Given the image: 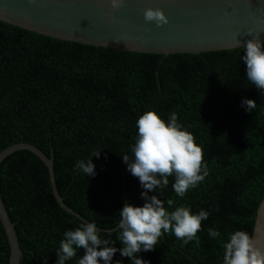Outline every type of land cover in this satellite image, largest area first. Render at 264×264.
I'll use <instances>...</instances> for the list:
<instances>
[{"label": "trees", "instance_id": "trees-1", "mask_svg": "<svg viewBox=\"0 0 264 264\" xmlns=\"http://www.w3.org/2000/svg\"><path fill=\"white\" fill-rule=\"evenodd\" d=\"M244 48L199 55L126 53L64 42L0 22V153L28 143L53 157L64 203L101 232L118 225L124 203L142 207L144 189L122 161L131 157L147 111L168 123L173 112L203 151L208 175L183 198L169 184L148 193L192 214L209 212L197 240L184 244L171 232L153 251L138 254L147 264H222L223 243L237 230L252 236L264 198V93L247 80ZM245 99L256 107L246 111ZM100 152L99 157H92ZM92 158L95 176L76 169ZM202 174V173H201ZM0 194L15 226L20 264H56L64 233L82 221L54 198L48 171L29 151L0 165ZM84 223V222H83ZM220 232L213 239L208 230ZM109 238L117 249L123 245ZM102 238L103 233H101ZM66 264H77L85 254ZM10 246L0 221V264ZM131 264L117 251L111 264ZM100 264H104L103 261Z\"/></svg>", "mask_w": 264, "mask_h": 264}, {"label": "water", "instance_id": "water-1", "mask_svg": "<svg viewBox=\"0 0 264 264\" xmlns=\"http://www.w3.org/2000/svg\"><path fill=\"white\" fill-rule=\"evenodd\" d=\"M160 9L169 23L157 27L144 19V10ZM0 22L52 39L108 48L126 53L199 55L244 48L258 38L264 43V0H124L113 10L110 0H0ZM249 32L252 36L247 35ZM18 151H29L46 167L54 198L69 214L60 196L53 157L39 148L18 143L0 153V165ZM0 221L10 246L8 264L23 257L15 226L0 194ZM100 231V229H98ZM252 236L264 250V198L257 210Z\"/></svg>", "mask_w": 264, "mask_h": 264}, {"label": "clouds", "instance_id": "clouds-1", "mask_svg": "<svg viewBox=\"0 0 264 264\" xmlns=\"http://www.w3.org/2000/svg\"><path fill=\"white\" fill-rule=\"evenodd\" d=\"M110 2L113 10H118L124 0ZM144 19L157 27L169 23L160 9H145ZM247 35L252 36V33ZM244 53L242 60L246 65L247 80L264 93V43L258 38L247 40ZM242 107L251 112L256 103L245 99ZM177 120L175 112L168 123L154 111H147L139 117L136 121L138 134L131 149L133 155H124L122 161L127 165L128 172L138 178L144 189L141 197L145 203L142 207H134L125 202L114 229L101 232L95 223L82 222L75 230L66 231L56 252V264H66V261L76 257L77 249L85 250L77 264H100L101 261L111 264L117 251L122 257L129 258L131 264H147L138 258V254L142 250L153 251L164 234L171 232L185 245L198 239L201 222L208 219L209 212L201 210L198 214H192L190 208L185 206L169 211L174 206L172 199L167 200L166 209L162 199L148 195L156 189L162 195L169 184V177H174L172 188L176 196L183 198L189 189L195 188L208 175L202 148L197 146L194 136L183 130ZM99 154L93 153L92 157H99ZM75 167L87 177L96 175L92 158L77 161ZM114 232L118 233L116 239L123 245L119 249L110 246L114 241L109 237ZM208 234L213 239L221 235L211 228ZM222 247V264H264V250L257 247L255 238L244 231L237 230L230 234ZM117 264H122V261H117Z\"/></svg>", "mask_w": 264, "mask_h": 264}]
</instances>
